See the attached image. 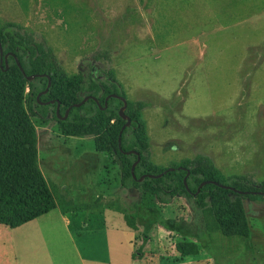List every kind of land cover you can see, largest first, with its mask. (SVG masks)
Listing matches in <instances>:
<instances>
[{"label": "rangeland", "instance_id": "rangeland-1", "mask_svg": "<svg viewBox=\"0 0 264 264\" xmlns=\"http://www.w3.org/2000/svg\"><path fill=\"white\" fill-rule=\"evenodd\" d=\"M6 21L45 38L69 75L110 51L126 98L146 102L151 163L169 168L205 154L226 175L264 181V0H0ZM31 120L40 169L71 223L56 208L0 224V264H264V198L243 200L249 237L207 231L199 198L163 204L125 189L93 136ZM102 203L104 215L83 209ZM179 241L198 253L182 256Z\"/></svg>", "mask_w": 264, "mask_h": 264}, {"label": "trees", "instance_id": "trees-1", "mask_svg": "<svg viewBox=\"0 0 264 264\" xmlns=\"http://www.w3.org/2000/svg\"><path fill=\"white\" fill-rule=\"evenodd\" d=\"M0 42L4 54L12 52L25 71L24 74L12 55L8 56L6 68L0 56V224L18 227L58 205L39 166L37 130L31 120L35 116L43 121H56L62 135L93 136L96 150L110 154L118 163L121 187L150 193L163 204H169L175 197L199 198L205 207L207 231H220L225 236H250L243 200L264 198L262 193H254L264 191V181H255L251 174L226 175L210 156L198 154L171 165L175 169L160 177L137 179L143 174H159L167 167L149 161V135L142 113L146 102L127 98L125 113L131 118V124L121 135L126 122L119 114L123 105L121 98L109 97L105 106L109 94L126 97L116 77L110 51L98 50L83 58L78 72L69 75L61 69L46 39L38 38L21 24L0 23ZM42 73L45 75L27 79V75ZM48 75L51 85L40 100L56 102L42 104L37 95L47 87ZM86 96H93L98 102L90 97L83 104L72 106L66 118L58 116V101L59 113L63 116L69 106ZM130 150L138 151L141 156L134 169L136 177L131 168L137 155L124 152ZM205 180L229 187L207 183L197 192ZM125 219L130 228L137 229L134 216L125 215ZM176 248L182 256L198 253V245L192 241H179Z\"/></svg>", "mask_w": 264, "mask_h": 264}, {"label": "water", "instance_id": "water-1", "mask_svg": "<svg viewBox=\"0 0 264 264\" xmlns=\"http://www.w3.org/2000/svg\"><path fill=\"white\" fill-rule=\"evenodd\" d=\"M9 55H12V56L15 57V55H14L12 52H8V53H5V54H4L3 46H2V44H1V42H0V56H1V62L4 60L6 68H8V66H9V65H8V56H9ZM15 58H16V57H15ZM16 62H17V64H18V66L20 67L21 71L25 74L24 68L22 67V65L20 64V62L18 61L17 58H16ZM44 75H45V74H43V73H42V74H31V75H27V79H28V80H32V79H34L36 76H44ZM51 81H52V79H51V77L48 75V83H47V87H46L43 91L39 92L38 95H37V99L39 100V103H42V104H50V103H51V104H53V103L56 102L54 99L47 100V101H41V100H40V96H41L42 94H45V93L48 91V89H49V87H50V85H51ZM90 97H92L93 99H95V100L98 102V100H97L95 97H93V96H86V97H84V98L82 99L81 102H79V103H74L73 105L69 106V107L66 109L65 114H64L63 116H61L60 113H59L60 103H59V101H58V102H57V113L59 114L58 116H59L60 118H66V117L68 116L69 111H70V109H71L72 106H79V105L83 104L84 102H86V100H88ZM109 97H118V98H121V100H122V102H123V105H122V106L120 107V109H119V114L121 115V117H122L123 119L126 120V122H125V124H123V126H122V128H121V130H120V135H121L123 129L131 124V118L125 113V109H126V106H127V98L124 97V96L118 95V94H116V93L109 94V95L106 97V99H105V106L107 105V100L109 99ZM120 143H121V140H120V138H119V146H120ZM124 152H125V153H134V154L137 155V159H136L135 162L132 164V168H131V171H132V173H133V176H135V174H134V169H135V166L137 165V163H138V162L140 161V159H141L140 153H139L138 151H136V150H130V151H124ZM174 169H175L174 167H169V168H167L166 170H164L163 172H161V173H159V174H143V175H141L140 177H138L137 179H138L139 181H142L146 176H148V177H160V176H162L165 172H167L168 170H174ZM188 174H189V172L187 173V175H188ZM135 177H136V176H135ZM186 177H187V176H186ZM186 177L184 178V182H185V184H187V183H186ZM207 183H214V184H218V185L223 186V187H229V186H226V185H223V184H219L217 181H214V180H205V181L201 182V184L199 185V187H198V189H197V192H199L200 188H201L203 185L207 184ZM254 193H262V194L264 195V191H263V192H259V191H258V192H254Z\"/></svg>", "mask_w": 264, "mask_h": 264}, {"label": "crops", "instance_id": "crops-1", "mask_svg": "<svg viewBox=\"0 0 264 264\" xmlns=\"http://www.w3.org/2000/svg\"><path fill=\"white\" fill-rule=\"evenodd\" d=\"M104 204L105 203H102V204H100V205H98V207H94V208H92L93 206H90V205H88V207H85V208H83L84 210H88V211H92V210H96L97 212H100V211H102V207L104 206ZM63 205V204H62ZM90 206V207H89ZM56 208H59L60 209V206H59V203H58V205H57V207ZM55 208V209H56ZM73 209H75L76 211L79 209V208H73ZM68 211H70V208H68L67 207V205H65V207H63L62 209H60V219L64 222V223H66V224H70L71 223V221H70V219L68 218V216H67V213H68ZM49 213V212H48ZM104 213H105V210L104 211H102V215H104ZM47 214V213H46ZM45 215V214H44ZM41 217V216H40ZM85 218H87V216L85 217ZM82 225H87L88 223H87V221H85V220H83V222L81 223ZM125 227H128V228H130L128 225H127V223H126V221H125ZM132 229V228H131ZM78 254H79V256H80V258L81 259H83V255L81 254L80 255V251H78ZM112 256V255H111ZM133 256V255H132ZM96 260H100L99 258L98 259H96ZM109 260H112L113 262H114V260H117V258L116 259H114V256H112L111 257V259H109ZM83 263V262H82Z\"/></svg>", "mask_w": 264, "mask_h": 264}]
</instances>
